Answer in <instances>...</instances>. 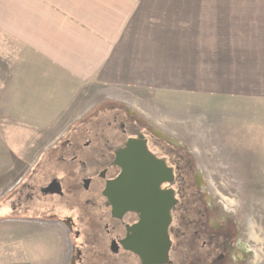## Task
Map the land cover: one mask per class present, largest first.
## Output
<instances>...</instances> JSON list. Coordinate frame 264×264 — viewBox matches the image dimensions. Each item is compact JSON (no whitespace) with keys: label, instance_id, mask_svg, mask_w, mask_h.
I'll return each mask as SVG.
<instances>
[{"label":"crops","instance_id":"crops-1","mask_svg":"<svg viewBox=\"0 0 264 264\" xmlns=\"http://www.w3.org/2000/svg\"><path fill=\"white\" fill-rule=\"evenodd\" d=\"M0 56L16 65L4 89L44 85L58 96L98 84L159 107L186 101L189 122L218 144L223 180L264 185V0H0ZM10 101L19 121L44 113L27 94ZM52 112L43 118L61 116ZM60 129L25 150L51 145ZM12 149L0 193L28 159Z\"/></svg>","mask_w":264,"mask_h":264},{"label":"flooded vegetation","instance_id":"flooded-vegetation-1","mask_svg":"<svg viewBox=\"0 0 264 264\" xmlns=\"http://www.w3.org/2000/svg\"><path fill=\"white\" fill-rule=\"evenodd\" d=\"M103 113L85 122L83 113L32 152L22 175L0 193V207L8 209L0 221L29 225L34 239L52 228L62 243L66 229L75 237L69 264H226L237 234L215 225L193 151L127 106ZM164 223L167 259L148 262L136 248Z\"/></svg>","mask_w":264,"mask_h":264},{"label":"rangeland","instance_id":"rangeland-1","mask_svg":"<svg viewBox=\"0 0 264 264\" xmlns=\"http://www.w3.org/2000/svg\"><path fill=\"white\" fill-rule=\"evenodd\" d=\"M8 47L12 48V45ZM2 59L0 56V81L9 83L17 77V74L11 73L16 65L10 66L11 57L6 58L7 66ZM2 65L5 67L3 68ZM22 75L24 78L25 74ZM33 86L35 87L33 90L28 87L24 89L5 87L4 89L0 86V97L9 104H0V161L3 162V165H0V181L2 177L3 183H6L7 173L2 172L8 169L7 162L12 161V148L19 149V153L14 151V156H21L26 161L24 157L31 159L36 154L33 155L24 147L34 142L35 148H38L42 140H47L41 133L44 132L46 136H50L59 128L62 130L65 127L66 130L75 119L84 115L83 113H86L83 118L85 122L84 119L90 120L96 111L103 115L105 108L114 110L124 109V106H127L128 110L143 117L154 127L159 126L162 132L174 137L178 136L179 138L174 139L193 151L194 154L189 153V155L195 159L196 181L199 183L201 194L205 196L207 202H211L215 225L225 223L228 229L234 228V233L237 234L234 244L228 247L226 264H264V185L251 184L250 181L249 184L241 185L229 179L223 180L229 174L227 175L220 162L221 154L218 147H215L218 144L214 141L215 146H211L216 153L212 156L207 153V150L211 148L209 137L205 138L203 128L199 131L198 125L195 128L194 123L189 122L187 105L184 103L186 101H180L174 106L159 107L152 105L151 101L139 91L127 90V88L94 84L83 87L73 95L61 93L57 96V91L53 87ZM26 94L32 101L29 105L30 109L41 108L44 113L36 114L32 119L29 117L30 120L19 121L17 115L13 114H19L17 109L20 107L11 106L10 99L15 97L21 99ZM50 95V101H53L50 106L54 112L48 109ZM82 96L83 101L79 100ZM97 105L100 106L99 110ZM48 112L61 114V116L53 115L51 119L43 118L50 116ZM70 138L73 137H64L63 142ZM28 159L29 162L30 159ZM27 161L20 165L18 177L27 168ZM49 167L53 169L55 166L47 165L42 172L49 171ZM62 232V235L66 237L65 243H62L52 228H46L41 237H38L36 233L34 239L29 225L0 221V264H69L72 251L68 247V242L75 241V237L72 238L73 235L66 229H62Z\"/></svg>","mask_w":264,"mask_h":264},{"label":"water","instance_id":"water-1","mask_svg":"<svg viewBox=\"0 0 264 264\" xmlns=\"http://www.w3.org/2000/svg\"><path fill=\"white\" fill-rule=\"evenodd\" d=\"M166 230H167V223H164L163 227L158 230L159 231L158 235H154L153 237L148 238V240H146V243H144L143 241L142 245H139L136 248L137 249L136 251L140 252L141 257L144 260L149 259L148 262L161 263L167 259V252L169 249L168 247L170 242ZM149 242H163V245L162 247H160V245H151Z\"/></svg>","mask_w":264,"mask_h":264}]
</instances>
